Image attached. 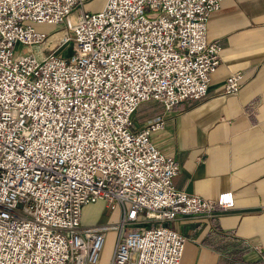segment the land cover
Listing matches in <instances>:
<instances>
[{
    "label": "built area",
    "instance_id": "obj_1",
    "mask_svg": "<svg viewBox=\"0 0 264 264\" xmlns=\"http://www.w3.org/2000/svg\"><path fill=\"white\" fill-rule=\"evenodd\" d=\"M83 1L0 0V264H97L109 231V264H180L185 238L162 224L228 212L233 194L175 189L179 166L151 141L163 119L132 118L146 102L206 97L221 52L206 26L224 0H107L94 14ZM242 83L228 75L223 93ZM98 202L119 211L115 228L83 223Z\"/></svg>",
    "mask_w": 264,
    "mask_h": 264
},
{
    "label": "crops",
    "instance_id": "obj_2",
    "mask_svg": "<svg viewBox=\"0 0 264 264\" xmlns=\"http://www.w3.org/2000/svg\"><path fill=\"white\" fill-rule=\"evenodd\" d=\"M206 38L221 48L206 97L171 111L146 102L136 125L163 119L151 141L175 158V189L206 201L233 194L228 212L162 224L185 238L180 264H264V0L222 1L208 18ZM235 72L243 75L242 87L225 95V80Z\"/></svg>",
    "mask_w": 264,
    "mask_h": 264
},
{
    "label": "rangeland",
    "instance_id": "obj_3",
    "mask_svg": "<svg viewBox=\"0 0 264 264\" xmlns=\"http://www.w3.org/2000/svg\"><path fill=\"white\" fill-rule=\"evenodd\" d=\"M106 2H107V0H86L83 3L82 9L84 10V12H86L88 14H94V13L102 11L105 7ZM78 7L81 8V6H78ZM71 23H72V25L76 24V16L75 15L71 16ZM35 28L37 30H43L47 34H50L54 31H56V29H57L56 26H44V25L35 26ZM72 36H73V34L70 33V37H72ZM73 45H74L73 41H70L67 44H65L57 52V56H61L63 58L70 57L73 54ZM13 51H14V56H17V55H28L33 50L30 47L17 45L13 49ZM143 107H144V105L141 106L140 110L138 112H135V114L133 115L132 120H133L134 126L137 123L138 124L142 123V120H141L142 110L141 109H143ZM118 220H119V211L118 210H115L113 213H111L108 209L103 211V204L99 202L97 204H92L85 209L83 223H85L87 225L103 224L105 222H111V224H115ZM144 226L150 227V226H152V224H144ZM129 228L137 229L138 227L130 226ZM113 244H114V234L112 231H109L107 233V237H106L104 246H103L102 251L100 253L99 262L97 264H108V260L110 257L111 248H113Z\"/></svg>",
    "mask_w": 264,
    "mask_h": 264
},
{
    "label": "bare ground",
    "instance_id": "obj_4",
    "mask_svg": "<svg viewBox=\"0 0 264 264\" xmlns=\"http://www.w3.org/2000/svg\"><path fill=\"white\" fill-rule=\"evenodd\" d=\"M63 37V33H57L55 34L54 36H52L50 39H49V42H54L56 43L57 41H59L61 38ZM99 203V202H98ZM97 204V203H95ZM84 213V212H83ZM113 228L116 227V225H112ZM99 262V261H98ZM97 262V263H98Z\"/></svg>",
    "mask_w": 264,
    "mask_h": 264
}]
</instances>
